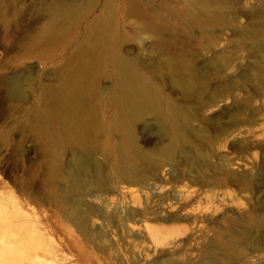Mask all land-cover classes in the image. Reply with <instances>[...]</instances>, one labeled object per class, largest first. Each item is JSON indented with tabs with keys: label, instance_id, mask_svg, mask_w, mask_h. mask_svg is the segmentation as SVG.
<instances>
[{
	"label": "rangeland",
	"instance_id": "1",
	"mask_svg": "<svg viewBox=\"0 0 264 264\" xmlns=\"http://www.w3.org/2000/svg\"><path fill=\"white\" fill-rule=\"evenodd\" d=\"M116 55L145 104H129ZM88 59L89 122L70 130ZM43 224L103 225L112 248L88 247L104 264H264V0H0V264ZM163 227L191 242H151Z\"/></svg>",
	"mask_w": 264,
	"mask_h": 264
},
{
	"label": "bare ground",
	"instance_id": "2",
	"mask_svg": "<svg viewBox=\"0 0 264 264\" xmlns=\"http://www.w3.org/2000/svg\"><path fill=\"white\" fill-rule=\"evenodd\" d=\"M107 25L103 24L99 27V33L105 34L107 32ZM116 65L119 69L120 78L123 86L129 91V104L133 107H137L144 103V97L142 93L144 92L145 86L141 85L139 78L133 72L130 63L127 59L121 55H116L115 57ZM100 62L98 60H90L83 62L79 65V70L81 77L75 81V94L70 96L67 100V106L65 109V114L61 118V122L64 127L70 130H81L84 129L89 122V113L84 115V111L87 106L90 91H86V85L89 80V72L92 68H97ZM147 100V99H146ZM145 104V103H144ZM84 111L82 113V110ZM79 165H82L81 170L77 175H81L84 172V163L79 156L76 157ZM80 169V168H79ZM99 204V209L101 210V216L105 220H109L110 214L105 211V205ZM168 207H172L169 203ZM86 220V218L84 219ZM198 222L197 218L194 219ZM59 222V221H57ZM138 224L129 225L131 228H136ZM138 225L137 227H139ZM68 227V226H67ZM60 225L59 231L61 234L56 236L53 230H50L49 226L43 224V230L39 233H35L34 238L31 241L33 243L28 246L29 250H26L27 255L24 256L19 264H104L102 256L91 251L88 247V242L96 239H102L108 247L112 248L114 243L110 242L106 236L108 234L103 231V225L98 226V235L93 236L89 232H86L85 225H81L83 231V237L75 234L73 228H67ZM189 228H171L163 227L157 230H149L148 236L150 241L153 243L158 242L161 245H186L190 243V231ZM180 237V241H178ZM182 237V238H181ZM150 246V244H149ZM187 247V246H186ZM103 260V261H102ZM161 259L154 255L151 256L149 253L139 251L136 253V257L132 256L133 264H158ZM107 263V262H105Z\"/></svg>",
	"mask_w": 264,
	"mask_h": 264
}]
</instances>
